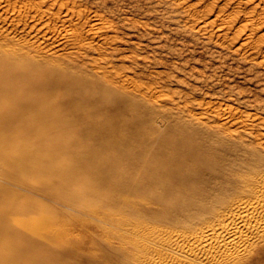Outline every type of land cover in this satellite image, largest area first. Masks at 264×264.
Instances as JSON below:
<instances>
[{"label": "rangeland", "instance_id": "rangeland-1", "mask_svg": "<svg viewBox=\"0 0 264 264\" xmlns=\"http://www.w3.org/2000/svg\"><path fill=\"white\" fill-rule=\"evenodd\" d=\"M5 58L20 69L74 75L109 95L96 111L98 123L80 121L86 135L68 129L72 160L98 164L114 147L113 155L127 148L120 161L129 166L144 153L143 170L159 149L182 146L189 132L221 174L239 176L236 183L264 181V0H0ZM43 122H34L35 137L51 132ZM106 141L113 145L103 153ZM20 163L24 169L11 177L0 163V264H12L8 257L26 264H52L56 257L64 264H148L153 256L175 255L162 245L152 250L136 231L189 230L172 209L171 222L154 218L161 206L129 193L127 204L116 205L118 219H128L118 225L103 217L108 205L91 203L83 180L52 170L34 181ZM210 184L221 182L204 185ZM137 214L151 219L138 225ZM252 252L213 264H252Z\"/></svg>", "mask_w": 264, "mask_h": 264}, {"label": "bare ground", "instance_id": "bare-ground-1", "mask_svg": "<svg viewBox=\"0 0 264 264\" xmlns=\"http://www.w3.org/2000/svg\"><path fill=\"white\" fill-rule=\"evenodd\" d=\"M4 60L0 59V111L5 112L0 114V163L6 175L15 176L20 168L24 169L25 164L22 167L20 163L23 159L27 163V171L34 176L33 179L42 177L52 170L62 173L69 179H81L86 183L85 191L89 195V200H92L91 203L95 204V200L98 199L97 207L108 205L111 210L106 211V214L104 212L103 217L107 215L106 219L118 225L128 221V219H118L119 207L116 206L130 201L132 196L124 194H135L138 197L147 195L149 199H146L149 202L158 203L161 208L159 212L154 211L152 215L154 218L169 219L168 221L171 222L172 219L168 218L167 212L172 209L175 212L172 214L177 221L189 230L162 231L145 225L140 231H136L142 238L144 235L148 237L145 236L148 240L146 244L151 248L162 245L175 255L173 258L168 256L165 258L162 255L157 256L153 251L156 256H153L148 264H192V261L195 262L193 264H213L222 258H232V260L241 258L250 251H253L255 256L252 264H263L264 181L254 185L253 182L242 178L236 183L239 176L232 175L234 177L230 179L225 174H221L217 170L220 167L215 168L214 160L210 155L208 157L199 142L196 143L188 137L189 132H186L187 137L184 138L185 134L182 136V143L178 141L182 146L178 143L179 148L175 146L173 151L167 147L159 149L156 155L147 161L143 170H139L138 164L144 153L133 157L132 164L129 166H124L123 163L126 160H120L131 150L122 148L123 153L120 151V154L113 155L112 152H115L116 148L112 146L115 150L109 152L112 143L109 144L108 141L102 143L100 149L103 153H106L107 149V152L111 154H104L102 162L95 164L92 162L94 159L91 161L90 158L87 159L90 161L82 162L72 160L69 155L72 147L68 143V135L72 134L71 131L75 132L74 134L84 135L80 121L84 118L89 122L94 121L96 115L106 107L105 104H101V101L108 99L109 95L95 88L97 85L93 87L85 84L74 75L60 72L59 75H54L52 72L37 71L40 68L37 69L34 66L30 70L20 69L11 60L6 62ZM91 95L99 96L92 98ZM58 97L62 98L60 103L55 101ZM96 111H98L97 114ZM37 120H44L45 125L42 124L41 128L51 129V132L41 138L35 137L33 130L35 131L34 122ZM81 125L83 126L82 123ZM69 128H71L70 132ZM44 147L47 149L43 150ZM59 149L68 153H61V155L59 153L57 156L56 152ZM98 177H100L98 182L102 186L106 185L108 192H100L96 188ZM214 179H218L221 184L218 186L210 184V187H207L209 184L204 185L206 182L212 183ZM89 203H87L88 206ZM104 209H106L105 206ZM172 214L170 213L171 216ZM139 215H136L140 217L136 220L138 225L143 224L146 218L151 219L150 216ZM62 237L55 239V242L59 244L62 240L64 241ZM168 250H166L167 253H169ZM11 258L7 259H10L12 264H26ZM53 260L52 264H64L63 260L57 257Z\"/></svg>", "mask_w": 264, "mask_h": 264}]
</instances>
